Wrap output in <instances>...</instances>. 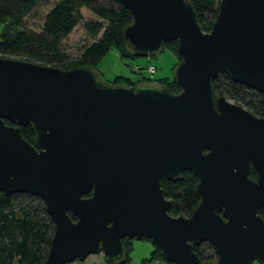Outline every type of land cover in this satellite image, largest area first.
<instances>
[{
    "label": "water",
    "instance_id": "obj_1",
    "mask_svg": "<svg viewBox=\"0 0 264 264\" xmlns=\"http://www.w3.org/2000/svg\"><path fill=\"white\" fill-rule=\"evenodd\" d=\"M117 1L134 56L176 42L177 91L0 57V192L43 202L54 229L42 264L99 252L120 262L122 238H146L172 264H264V118L210 91L223 73L264 98V0H215L208 31L189 0ZM27 124L32 143L19 132ZM183 171L197 201L171 216L160 179ZM201 242L212 261L193 251Z\"/></svg>",
    "mask_w": 264,
    "mask_h": 264
},
{
    "label": "trees",
    "instance_id": "obj_2",
    "mask_svg": "<svg viewBox=\"0 0 264 264\" xmlns=\"http://www.w3.org/2000/svg\"><path fill=\"white\" fill-rule=\"evenodd\" d=\"M43 0H0V57L28 61L40 65L69 69L76 66H90L96 69L104 54L113 48L120 58L134 57L125 46L122 30L131 22V14L117 0H54L49 9L42 15L38 31L25 25V17L36 13V8ZM195 12L199 28L208 31L214 18L215 0H189ZM89 11L95 19L83 20L82 12ZM79 23L89 38L77 55L70 57L62 48V40ZM171 51L177 61L176 42L163 44ZM148 65V64H147ZM175 65V64H174ZM174 67V66H173ZM172 67V68H173ZM97 70V69H96ZM139 67L133 70L140 77L135 82L128 78L115 75L109 82L127 85H138L140 82L155 81L176 92L177 87L171 78L152 80L151 76L141 74ZM212 99L218 96L244 107L256 117L264 118V98L257 91L232 81L223 73L210 79ZM6 124H9L5 121ZM21 137L32 143L33 132L30 126H19ZM248 177L255 179L256 173L249 166ZM196 182L190 171H183L181 178L170 181L164 177L160 185L166 192L171 204L167 210L171 216H187L194 207L197 198L193 192ZM258 215L264 218V206ZM71 219L74 217L68 212ZM54 226L44 210V204L37 196L14 193L4 196L0 192V264H42L49 248V241ZM147 240L146 238H141ZM124 250L123 260L114 262L106 257L107 264H128L132 251V241L122 238ZM193 246L200 261H212L213 249L209 243ZM165 260L159 249H153L142 263ZM77 261V260H75ZM73 261V262H75ZM65 263V264H74Z\"/></svg>",
    "mask_w": 264,
    "mask_h": 264
},
{
    "label": "rangeland",
    "instance_id": "obj_3",
    "mask_svg": "<svg viewBox=\"0 0 264 264\" xmlns=\"http://www.w3.org/2000/svg\"><path fill=\"white\" fill-rule=\"evenodd\" d=\"M54 0H43L36 8L35 14H30L25 17V25L30 29L38 31L41 23L42 15L49 9ZM83 20L95 19V16L89 11L82 12ZM2 25L0 24V31ZM89 38L86 36L82 23L77 24L72 31L62 40L63 51L70 57L77 55L82 46L89 42ZM177 63L175 55L169 51L166 47L163 50L153 56H134L130 58H120L115 49L110 48L99 61L96 66L97 71L101 77L106 81H111L115 75H121L128 78L130 81L135 82L140 77V73H135V67H139L142 75H146L145 67L151 64L155 67L152 80L160 78H171L172 67ZM149 84L158 85L155 81L140 82L138 85ZM228 100V99H227ZM229 102H232L228 100ZM244 108V107H243ZM245 109V108H244ZM133 249L130 253V260L128 264H165L163 261H151L149 263H142V259L148 257L149 252L152 250V245L148 240H135L132 239ZM201 247H206L207 242H201ZM74 264H107L106 256L101 252L96 254H90L82 261H75ZM252 264H257L253 262Z\"/></svg>",
    "mask_w": 264,
    "mask_h": 264
},
{
    "label": "built area",
    "instance_id": "obj_4",
    "mask_svg": "<svg viewBox=\"0 0 264 264\" xmlns=\"http://www.w3.org/2000/svg\"><path fill=\"white\" fill-rule=\"evenodd\" d=\"M137 69H138V67L136 66L135 70H137ZM145 70H146L147 76H151L155 70V67L153 65L149 64V65H146Z\"/></svg>",
    "mask_w": 264,
    "mask_h": 264
},
{
    "label": "crops",
    "instance_id": "obj_5",
    "mask_svg": "<svg viewBox=\"0 0 264 264\" xmlns=\"http://www.w3.org/2000/svg\"><path fill=\"white\" fill-rule=\"evenodd\" d=\"M132 249H133V245H132ZM132 252V251H131ZM146 258V257H145Z\"/></svg>",
    "mask_w": 264,
    "mask_h": 264
},
{
    "label": "flooded vegetation",
    "instance_id": "obj_6",
    "mask_svg": "<svg viewBox=\"0 0 264 264\" xmlns=\"http://www.w3.org/2000/svg\"><path fill=\"white\" fill-rule=\"evenodd\" d=\"M132 240V239H131Z\"/></svg>",
    "mask_w": 264,
    "mask_h": 264
}]
</instances>
